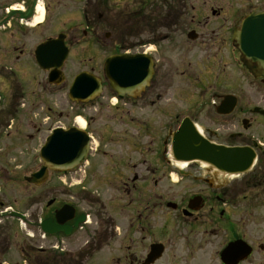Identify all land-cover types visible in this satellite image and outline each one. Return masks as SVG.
<instances>
[{
  "label": "flooded vegetation",
  "instance_id": "af4514ba",
  "mask_svg": "<svg viewBox=\"0 0 264 264\" xmlns=\"http://www.w3.org/2000/svg\"><path fill=\"white\" fill-rule=\"evenodd\" d=\"M108 1L0 3L1 69L15 75L28 56L47 79L35 51L63 35L62 72L74 48L84 50L87 67L69 81L68 94L82 73L99 83L78 104L68 95L61 110L44 103L66 123L57 128L80 129L82 121L90 138L87 162L66 173L48 170L29 182L44 166L29 152L35 134L13 127L22 119L16 111L0 119V264H264V79L248 70L255 64L242 63L236 42L243 23L264 14V0H131L130 14ZM53 6L66 11L62 30H50ZM38 7L44 18L35 24ZM121 17L134 24L130 42ZM113 19L119 25L112 31H119L106 34ZM33 33L38 42L30 41ZM102 39L113 51L97 68L86 55L103 52ZM118 55L151 59L152 75L119 93L106 74L107 59ZM185 79L196 100L184 112L202 123L203 109L210 108L204 129L192 121L202 136L219 148L244 149L234 160H217L223 169L172 159V134L184 119L177 114L171 122L175 101L168 96ZM232 100L237 106L230 112ZM33 130L41 134L40 126ZM248 151L255 155L250 169L226 167L242 166Z\"/></svg>",
  "mask_w": 264,
  "mask_h": 264
},
{
  "label": "water",
  "instance_id": "95a60500",
  "mask_svg": "<svg viewBox=\"0 0 264 264\" xmlns=\"http://www.w3.org/2000/svg\"><path fill=\"white\" fill-rule=\"evenodd\" d=\"M236 42L242 56L251 64H255L253 69L256 77L264 78V14L250 17L237 33ZM68 50L64 43L60 41H50L40 46L36 51V60L39 66L45 70L55 68L49 76L50 84L60 85L65 79L60 69L67 58ZM145 56L118 55L110 57L106 61V74L111 82V86L123 94V87H132L135 81L143 78L149 79L152 75V60H145ZM99 89V83L95 78L82 73L77 76L70 89V99L73 101H84ZM130 93V92H128ZM232 112L237 101L232 100ZM229 112V113H230ZM90 140L86 133L72 129L65 131L57 129L48 137L47 142L41 150V158L49 168L66 171L80 165L86 158L89 151ZM244 149L227 150L210 144L194 126L186 119L177 132L172 135V153L177 161L194 162L204 160L210 164L217 165L223 169L221 159L234 160ZM246 151L248 149H245ZM247 156L246 162L236 167L230 163L226 165L232 171L240 173L247 171L253 164L255 155L253 152ZM47 168L33 176V180L41 179L46 174Z\"/></svg>",
  "mask_w": 264,
  "mask_h": 264
},
{
  "label": "rangeland",
  "instance_id": "374dc122",
  "mask_svg": "<svg viewBox=\"0 0 264 264\" xmlns=\"http://www.w3.org/2000/svg\"><path fill=\"white\" fill-rule=\"evenodd\" d=\"M3 1L4 0H1L0 3ZM108 4L111 8H115L117 12L120 8H124L126 6L128 7L127 9L129 10L128 12L130 14L132 6L131 0H109ZM76 7L77 5H75L74 8V18L76 16L75 13H77L78 11V9L76 10ZM52 9L57 17L53 18L50 30L52 31V28L53 30L55 28L57 30H62L64 27L63 22H66L67 20L66 11L60 6H53ZM113 13L115 14V12ZM112 14L110 15V17L112 16ZM119 20V24L123 28V36H125L127 38V41L130 42V40H132L133 38L132 28L134 27V24L124 17H121V19ZM114 22L115 20L113 19V23H106L104 30L106 34L112 32L114 34L118 33L119 28L115 31H112L115 29V25L117 27L119 25L118 23L115 24ZM39 36V33H33L31 35L32 38L30 41H32V43L38 42L40 40V38H38ZM0 40L3 41L2 36H0ZM104 43L105 49L103 52H98L96 53V55H94L93 52L90 51V55H86V59H89V57L93 58L92 64L96 65L97 68L100 66L102 67L104 59L113 51V45L110 42L105 41ZM2 55L3 54H0V119L2 120L4 116L11 117L14 115H12V113L16 111V116H21L22 119L15 122L13 121V127H20L23 130H26L27 134H35L34 139L28 140L27 142H29L30 145L33 146L32 150L29 151L32 157H38V151L40 149L39 147H41L45 143V140L50 135V132L59 126H66V123L64 121H60L58 119V116H55L52 111H48L47 106H44V103L48 104L50 107L53 106L58 110L66 108L69 105V103L67 102V88L69 85V81H71V79L79 72H81L82 69L87 68L83 62V60H85L84 50L82 48L73 49L71 57L68 60V65L66 67V84L62 85L61 87L55 88L50 87L46 79V75H44L43 73L41 74V71L35 66L33 60H28V56L25 57V59L22 61L21 66H18L17 69L14 70L15 75H11L10 73H7L5 72V70L1 69L2 64L5 62V60L3 62L1 61ZM187 58L190 59L189 54L187 55ZM160 61L161 64L162 59H160ZM11 65H13V63H8L5 66L11 67ZM3 80L6 81L5 84L3 83ZM189 83L190 82L187 79L179 80V85L177 82L173 83V88L175 89V91L172 90L173 92H171L170 96H168V98L175 101V106L171 110L172 120H170L172 123H175L177 121V119L175 118L176 115L180 114L181 117L179 118V120L185 119L184 116H186V118H190L192 121H194L197 126L199 125L201 128H203L204 126L202 124H205L203 117H205L210 112L209 107H205L202 111V123H198V120H193L190 117L191 113L189 111L184 112L185 109H183H188L189 105L193 104V102L196 100L195 90L191 88V83L190 85ZM184 88H187V90L185 91V93H182L181 90H183ZM260 91L264 93L262 90ZM252 92H255L256 94L258 93V90L254 89L252 90ZM254 105H256L255 102L252 103V106ZM17 110L19 111V113ZM190 110H193L194 112L197 111L196 109ZM194 112L192 113V115L194 114ZM6 117L4 119H6ZM34 124L38 125V127L40 126V135H37V133L33 130ZM29 157V155L26 156L27 162L29 160ZM103 190L104 189H102V191ZM16 191L19 190L16 189ZM14 194L17 196L18 192H15ZM106 200H109V198L106 197Z\"/></svg>",
  "mask_w": 264,
  "mask_h": 264
},
{
  "label": "bare ground",
  "instance_id": "6f19581e",
  "mask_svg": "<svg viewBox=\"0 0 264 264\" xmlns=\"http://www.w3.org/2000/svg\"><path fill=\"white\" fill-rule=\"evenodd\" d=\"M38 12H40V14L38 15L39 18L36 19V21H34L35 24H39L44 18V11H43L42 7L38 8ZM79 122H80V126L84 127V123L82 121H79ZM180 166L187 167V164H180Z\"/></svg>",
  "mask_w": 264,
  "mask_h": 264
}]
</instances>
